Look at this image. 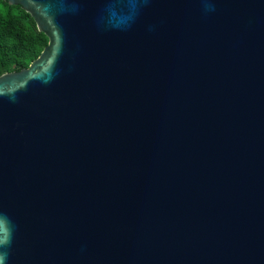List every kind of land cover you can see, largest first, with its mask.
Listing matches in <instances>:
<instances>
[{
	"label": "water",
	"instance_id": "obj_1",
	"mask_svg": "<svg viewBox=\"0 0 264 264\" xmlns=\"http://www.w3.org/2000/svg\"><path fill=\"white\" fill-rule=\"evenodd\" d=\"M8 2L3 264H264V0Z\"/></svg>",
	"mask_w": 264,
	"mask_h": 264
},
{
	"label": "trees",
	"instance_id": "obj_2",
	"mask_svg": "<svg viewBox=\"0 0 264 264\" xmlns=\"http://www.w3.org/2000/svg\"><path fill=\"white\" fill-rule=\"evenodd\" d=\"M47 35L21 5L0 0V75L28 67L48 44Z\"/></svg>",
	"mask_w": 264,
	"mask_h": 264
},
{
	"label": "clouds",
	"instance_id": "obj_3",
	"mask_svg": "<svg viewBox=\"0 0 264 264\" xmlns=\"http://www.w3.org/2000/svg\"><path fill=\"white\" fill-rule=\"evenodd\" d=\"M0 264H3V261L2 260H0Z\"/></svg>",
	"mask_w": 264,
	"mask_h": 264
}]
</instances>
